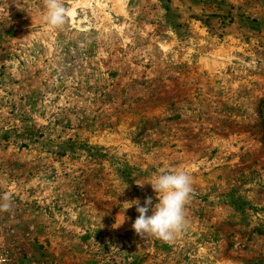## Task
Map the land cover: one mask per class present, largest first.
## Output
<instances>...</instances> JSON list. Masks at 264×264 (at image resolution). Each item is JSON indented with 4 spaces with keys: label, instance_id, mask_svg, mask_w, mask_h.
I'll return each mask as SVG.
<instances>
[{
    "label": "rangeland",
    "instance_id": "374dc122",
    "mask_svg": "<svg viewBox=\"0 0 264 264\" xmlns=\"http://www.w3.org/2000/svg\"><path fill=\"white\" fill-rule=\"evenodd\" d=\"M61 3L0 0V264H264V0ZM178 171L186 227L138 236Z\"/></svg>",
    "mask_w": 264,
    "mask_h": 264
},
{
    "label": "clouds",
    "instance_id": "9594fccd",
    "mask_svg": "<svg viewBox=\"0 0 264 264\" xmlns=\"http://www.w3.org/2000/svg\"><path fill=\"white\" fill-rule=\"evenodd\" d=\"M46 12L43 19L53 27H61L66 21V9L61 0H45ZM157 194L158 203L153 206L151 197L145 199L143 206L139 199L128 203V208L136 206L139 213L132 227L140 236H155L165 242L173 240L186 227L184 209L192 193L190 175L183 171L161 174L149 182ZM145 184V183H144ZM144 184H137L143 186ZM9 196L0 201V209L8 210ZM151 212V214H149ZM126 220L124 215L122 225ZM119 225V226H120Z\"/></svg>",
    "mask_w": 264,
    "mask_h": 264
},
{
    "label": "bare ground",
    "instance_id": "6f19581e",
    "mask_svg": "<svg viewBox=\"0 0 264 264\" xmlns=\"http://www.w3.org/2000/svg\"><path fill=\"white\" fill-rule=\"evenodd\" d=\"M71 13V12H70Z\"/></svg>",
    "mask_w": 264,
    "mask_h": 264
}]
</instances>
